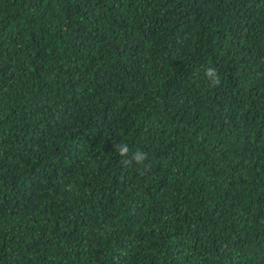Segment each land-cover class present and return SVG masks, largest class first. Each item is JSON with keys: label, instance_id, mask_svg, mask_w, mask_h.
<instances>
[{"label": "trees", "instance_id": "trees-1", "mask_svg": "<svg viewBox=\"0 0 264 264\" xmlns=\"http://www.w3.org/2000/svg\"><path fill=\"white\" fill-rule=\"evenodd\" d=\"M0 264H264V0H0Z\"/></svg>", "mask_w": 264, "mask_h": 264}, {"label": "clouds", "instance_id": "clouds-1", "mask_svg": "<svg viewBox=\"0 0 264 264\" xmlns=\"http://www.w3.org/2000/svg\"><path fill=\"white\" fill-rule=\"evenodd\" d=\"M205 77L209 81L212 86L220 85V77L215 68L209 67L205 70ZM114 150L118 153V155L124 159V162L128 164H135L140 166L141 168H146L149 157L146 152L135 151L130 153V148L126 143H117L113 145Z\"/></svg>", "mask_w": 264, "mask_h": 264}]
</instances>
